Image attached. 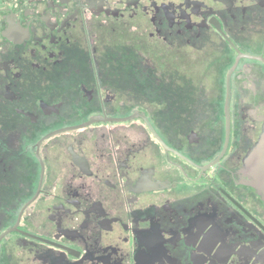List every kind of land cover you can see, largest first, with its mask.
Returning <instances> with one entry per match:
<instances>
[{
	"label": "flooded vegetation",
	"instance_id": "1",
	"mask_svg": "<svg viewBox=\"0 0 264 264\" xmlns=\"http://www.w3.org/2000/svg\"><path fill=\"white\" fill-rule=\"evenodd\" d=\"M0 264H264V0H0Z\"/></svg>",
	"mask_w": 264,
	"mask_h": 264
}]
</instances>
